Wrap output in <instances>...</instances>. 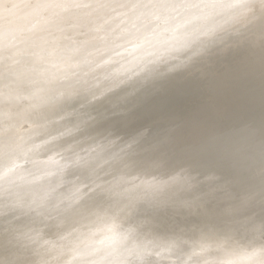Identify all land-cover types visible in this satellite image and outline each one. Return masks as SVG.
Returning a JSON list of instances; mask_svg holds the SVG:
<instances>
[{
    "label": "clouds",
    "instance_id": "obj_1",
    "mask_svg": "<svg viewBox=\"0 0 264 264\" xmlns=\"http://www.w3.org/2000/svg\"><path fill=\"white\" fill-rule=\"evenodd\" d=\"M0 264H264V0H0Z\"/></svg>",
    "mask_w": 264,
    "mask_h": 264
},
{
    "label": "bare ground",
    "instance_id": "obj_2",
    "mask_svg": "<svg viewBox=\"0 0 264 264\" xmlns=\"http://www.w3.org/2000/svg\"><path fill=\"white\" fill-rule=\"evenodd\" d=\"M198 85L195 81L189 82L186 87L188 89H193L196 88ZM170 106H175L178 111H180L182 114H186L189 110L190 107L185 101L179 100L176 95L173 93L172 95L169 96L168 98ZM154 114L149 113L147 115L141 114V118L138 120V124H144L147 122L148 119H151Z\"/></svg>",
    "mask_w": 264,
    "mask_h": 264
},
{
    "label": "rangeland",
    "instance_id": "obj_3",
    "mask_svg": "<svg viewBox=\"0 0 264 264\" xmlns=\"http://www.w3.org/2000/svg\"><path fill=\"white\" fill-rule=\"evenodd\" d=\"M189 107H190V105H189ZM142 125V124H141Z\"/></svg>",
    "mask_w": 264,
    "mask_h": 264
}]
</instances>
